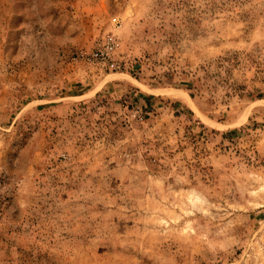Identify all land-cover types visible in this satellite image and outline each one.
Listing matches in <instances>:
<instances>
[{
  "label": "rangeland",
  "instance_id": "rangeland-1",
  "mask_svg": "<svg viewBox=\"0 0 264 264\" xmlns=\"http://www.w3.org/2000/svg\"><path fill=\"white\" fill-rule=\"evenodd\" d=\"M0 264H264V0H0Z\"/></svg>",
  "mask_w": 264,
  "mask_h": 264
},
{
  "label": "built area",
  "instance_id": "built-area-1",
  "mask_svg": "<svg viewBox=\"0 0 264 264\" xmlns=\"http://www.w3.org/2000/svg\"><path fill=\"white\" fill-rule=\"evenodd\" d=\"M117 24V20L112 18V26L115 27ZM116 48V38L114 34L110 32L102 37L101 42L98 43L93 52L87 56L82 55V57H85L88 61L97 64L101 68L115 71L120 69L121 66L115 58Z\"/></svg>",
  "mask_w": 264,
  "mask_h": 264
}]
</instances>
